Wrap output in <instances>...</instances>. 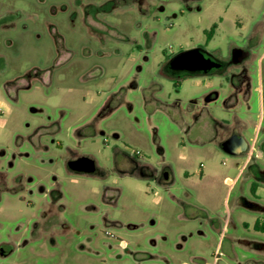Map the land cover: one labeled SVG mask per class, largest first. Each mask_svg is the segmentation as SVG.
Returning <instances> with one entry per match:
<instances>
[{
  "label": "rangeland",
  "instance_id": "1",
  "mask_svg": "<svg viewBox=\"0 0 264 264\" xmlns=\"http://www.w3.org/2000/svg\"><path fill=\"white\" fill-rule=\"evenodd\" d=\"M258 220L264 0H0V264H264Z\"/></svg>",
  "mask_w": 264,
  "mask_h": 264
},
{
  "label": "water",
  "instance_id": "2",
  "mask_svg": "<svg viewBox=\"0 0 264 264\" xmlns=\"http://www.w3.org/2000/svg\"><path fill=\"white\" fill-rule=\"evenodd\" d=\"M224 68V64L216 60L209 53L194 49L180 53L172 58L165 70L170 76L179 75H209ZM225 152L232 155H244L249 152V146L242 137L235 136L222 145ZM70 168L79 173L91 174L94 172L93 162L85 169L77 168L75 163L70 164Z\"/></svg>",
  "mask_w": 264,
  "mask_h": 264
},
{
  "label": "flooded vegetation",
  "instance_id": "3",
  "mask_svg": "<svg viewBox=\"0 0 264 264\" xmlns=\"http://www.w3.org/2000/svg\"><path fill=\"white\" fill-rule=\"evenodd\" d=\"M249 55H246L244 52L242 51H236L235 54H234V62L235 63H241L242 61L248 59ZM228 68V66L225 64L224 65V68L219 70L218 72H224L226 71ZM216 72V73H218ZM237 135H232V137H235ZM230 137V138H232ZM240 137V136H239ZM250 150V148H249ZM90 162H93L92 160L90 159H87V158H83V159H79V160H76V161H73L72 163H75V166L77 168H83L85 169L87 166H89ZM93 168H94V172L96 171V166H95V163L93 162Z\"/></svg>",
  "mask_w": 264,
  "mask_h": 264
},
{
  "label": "trees",
  "instance_id": "4",
  "mask_svg": "<svg viewBox=\"0 0 264 264\" xmlns=\"http://www.w3.org/2000/svg\"><path fill=\"white\" fill-rule=\"evenodd\" d=\"M217 29V24H214L211 29L207 32V42H209L212 37L213 34L215 33V30ZM71 169V168H70ZM72 170V169H71ZM146 174V173H144ZM256 189H257V185L255 184L253 186V192L256 194ZM255 231L263 233L264 234V220H258L254 226Z\"/></svg>",
  "mask_w": 264,
  "mask_h": 264
},
{
  "label": "crops",
  "instance_id": "5",
  "mask_svg": "<svg viewBox=\"0 0 264 264\" xmlns=\"http://www.w3.org/2000/svg\"><path fill=\"white\" fill-rule=\"evenodd\" d=\"M209 85V84H208ZM229 181H231V180H226V182L228 183ZM262 192V188H258L257 187V189H256V195L258 196L260 193Z\"/></svg>",
  "mask_w": 264,
  "mask_h": 264
},
{
  "label": "built area",
  "instance_id": "6",
  "mask_svg": "<svg viewBox=\"0 0 264 264\" xmlns=\"http://www.w3.org/2000/svg\"><path fill=\"white\" fill-rule=\"evenodd\" d=\"M136 155H139V153H138V152H136Z\"/></svg>",
  "mask_w": 264,
  "mask_h": 264
}]
</instances>
